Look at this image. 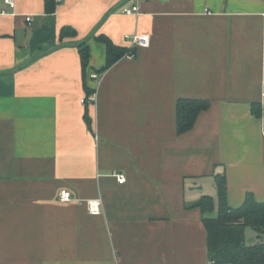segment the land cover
<instances>
[{"label":"crops","instance_id":"1","mask_svg":"<svg viewBox=\"0 0 264 264\" xmlns=\"http://www.w3.org/2000/svg\"><path fill=\"white\" fill-rule=\"evenodd\" d=\"M133 3L56 0L48 13L0 0V264H210L195 204L210 195L216 214L215 176L230 207L247 192L264 201V0H148L125 14ZM63 25L76 35L60 38ZM137 32L148 46L98 73L94 36L129 46ZM83 41L93 102L81 101ZM179 97L210 102L182 134Z\"/></svg>","mask_w":264,"mask_h":264},{"label":"trees","instance_id":"2","mask_svg":"<svg viewBox=\"0 0 264 264\" xmlns=\"http://www.w3.org/2000/svg\"><path fill=\"white\" fill-rule=\"evenodd\" d=\"M56 0H44L45 11H54ZM76 29L71 25H63L59 30V37L75 36ZM104 44L105 61L97 70L103 73L112 64L129 51V46H122L113 42L107 35L99 33L94 36ZM81 65L83 86L86 92L85 101L92 95L93 89L86 85V68L89 65V47L83 41L77 45ZM134 56L136 50L133 49ZM89 78L90 75H89ZM92 90V91H91ZM210 102L205 98L179 97L176 101V131L182 134L192 128L198 114L209 107ZM252 112L261 115L260 102L252 104ZM87 124L90 120L84 114ZM218 205L215 215H212L214 201L210 195H202L196 206L202 212V221L206 230L207 251L210 264H264V201L255 199L251 192L245 194L243 202L237 207H230L226 201V184L223 175L215 176ZM251 227L256 231L259 239L252 245L244 242V228Z\"/></svg>","mask_w":264,"mask_h":264},{"label":"built area","instance_id":"3","mask_svg":"<svg viewBox=\"0 0 264 264\" xmlns=\"http://www.w3.org/2000/svg\"><path fill=\"white\" fill-rule=\"evenodd\" d=\"M148 0H134V3L131 6L124 7L122 11L125 14H135L138 15L140 13V5L143 2H146ZM5 3L9 5H13V0H4ZM25 19L30 22L32 20L31 15H26ZM125 40L129 42V51L126 52L125 58H132L134 57L133 49L135 50L138 47H147L149 43V36L145 33H134V34H125L124 35ZM91 78H97L98 74L97 73H90ZM264 88V86H263ZM87 100L89 102H93L95 100L94 95H90ZM81 101L84 102L85 98H81ZM114 175L117 178V181L119 183L124 182L125 176L122 173L115 172ZM58 200L61 202H68L73 199V194L71 191L67 188H62L58 192ZM87 207L88 211L91 213H99L100 212V207H101V200L100 198H95V199H90L87 200Z\"/></svg>","mask_w":264,"mask_h":264},{"label":"rangeland","instance_id":"4","mask_svg":"<svg viewBox=\"0 0 264 264\" xmlns=\"http://www.w3.org/2000/svg\"><path fill=\"white\" fill-rule=\"evenodd\" d=\"M244 242L247 245L256 243L259 239L256 237V231L249 226L244 228Z\"/></svg>","mask_w":264,"mask_h":264}]
</instances>
